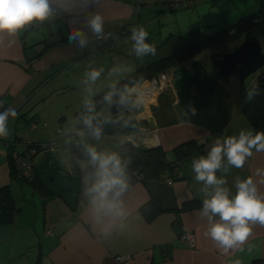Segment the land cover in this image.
Wrapping results in <instances>:
<instances>
[{"label":"crops","instance_id":"obj_1","mask_svg":"<svg viewBox=\"0 0 264 264\" xmlns=\"http://www.w3.org/2000/svg\"><path fill=\"white\" fill-rule=\"evenodd\" d=\"M185 1L187 5L191 4L190 8L195 17L197 16L194 23L197 22L204 28L200 30L203 33L214 32L232 24L256 7L254 0ZM154 6L153 3L144 4L137 0L132 2L131 0H95L89 10L104 16L106 31L113 33L116 38L101 42L93 40L83 50H78L75 43L69 45L67 35L70 27L83 26L86 0H79L73 6L72 12L79 13L78 15L65 13L54 21L36 24L27 29L46 25L45 32L40 37H27V30L17 36L0 34V105H2L0 111L9 107L14 108L18 113L17 117L20 118L29 111L25 124L29 130H35L36 120L40 119V109H31L27 106L31 103L44 102L46 99L51 102V96L58 91L70 90V94L76 92L73 91L75 86L84 84L82 79L86 66L100 68L106 63L101 56L96 60L99 54L103 55L105 51L111 49L119 52L116 56H121L118 60H121L125 66L119 69L120 74L105 75L113 78L150 62L153 58L146 57L139 61L135 55L130 59L120 55L122 50L119 47H123V37H117L126 33L124 29L129 24L141 25L139 22L141 9H145L150 16L154 15L152 18L161 15V9H154ZM178 29L173 35L182 36V33H178ZM171 34L158 32L157 38L165 40ZM52 40H54L53 44L44 47L46 42ZM125 40H128V36ZM241 40L242 38L237 39V42ZM148 42L152 43L149 39ZM174 42L175 39L171 44ZM173 47L169 46L167 50ZM124 52L131 53L130 50ZM93 54L95 58L83 61ZM162 54L161 50L155 57H160ZM111 56L113 61L116 56H113V53ZM54 67L57 71H63L56 79L53 78V74L56 73L52 69ZM254 80L255 74L247 81L243 79L242 83L231 77L218 79L210 92L212 104L195 110V114L178 105L177 96L170 88L162 90L154 97L146 96L145 93L147 98L145 97L143 110L135 114V128L116 133V136L102 135L99 140L94 139L88 130L81 132L79 138L82 144L84 146L93 144L100 151L119 152L122 149V141L127 139L135 146L160 145L166 158L171 157L170 150L178 143L189 139L196 143L179 161L180 178L154 177L148 166L138 172L129 169L131 182L125 201L130 215L126 227L117 230L108 238L98 236L91 220L89 202L84 189L85 170L81 167L86 160L73 157L67 148L59 143L58 145L71 156V164L68 165L66 162L65 168L72 175L78 174L81 179L74 207H68L57 195L39 192L29 183L30 187L27 189H22V185H18L22 193L20 195L22 199L18 204L22 202L26 207L29 206V217L32 214L33 217L23 226L25 235H15L18 215L23 209L21 205L20 210L14 212L19 206H15L13 185L7 184L11 197L10 205L14 208L4 209L0 205V250L3 251L0 253V264H32V257L36 255L37 247L41 251L40 264H237V261L239 264H264V225L257 224L253 227L252 235L244 245L243 251L230 250L224 253L205 235L208 225L200 217L204 198L200 191L202 185L194 179L191 169L193 158L206 155L215 138L223 139L224 136L236 135L241 129L254 131L242 110L247 100L246 92L252 88ZM136 82L143 90L142 86L146 80ZM91 93L86 87H81L77 100L75 101V97L70 101L71 106L76 110ZM83 95L86 96L81 98ZM66 99L60 101L61 105L58 103L53 105L56 106L57 113L63 117L66 116L65 103L69 102L70 98ZM146 99L152 100L146 101ZM102 108L101 105L98 111ZM116 114L112 117L115 118ZM125 115L128 113L125 112ZM149 116L152 117L153 127L147 121ZM40 117L42 118L41 115ZM76 119L75 117V122H70L74 123L73 127L70 126L69 131L63 135L73 131ZM32 121L33 127L30 125ZM11 125L14 129L12 136L9 134L7 138H0L2 181H5L7 176L10 180L14 179L9 176L8 165V153L12 148L22 151L30 141H55L39 131L29 133L21 129L15 134L16 121L10 118L9 130ZM142 136L144 142L139 141ZM38 156L39 154L35 155V161ZM217 175L225 176L227 186L233 192L237 177L251 176L260 192L264 193V182H262L264 152L254 151L242 168H230L226 175L222 172H218ZM28 195L30 199L27 200ZM144 204L147 205L143 208ZM184 231L193 233L195 240L193 246H188L184 241L182 237ZM2 245L4 248L1 247ZM117 256L124 257L118 259Z\"/></svg>","mask_w":264,"mask_h":264},{"label":"clouds","instance_id":"obj_2","mask_svg":"<svg viewBox=\"0 0 264 264\" xmlns=\"http://www.w3.org/2000/svg\"><path fill=\"white\" fill-rule=\"evenodd\" d=\"M77 2L79 0H0V34L17 36L31 26L54 21L65 13L78 15L72 12ZM94 3L95 0H86L83 26H72L68 32V44L75 43L78 50H83L93 40L101 42L116 38L113 33L106 31L104 16L89 10ZM148 37L149 32L143 26L131 28V53L137 58L156 54V46L148 42ZM113 70L119 71L118 68ZM103 72V67L85 71L82 83L89 93V86L94 85ZM118 83L110 84L109 91L103 97L106 105H117V115L115 118L107 116L104 122L122 121V127L135 128V114L143 110L145 93L136 81L125 83L119 88ZM257 94L254 87L246 92V99L251 101ZM84 104L85 110L78 119L90 135L99 140L103 132V125L98 122L101 113L91 100L86 99ZM190 110L195 114L194 108ZM17 116V111L11 107L0 111V138L9 136V120ZM254 151L264 152V131L241 129L236 135L216 138L206 155L193 158L191 162L194 179L202 185L200 191L204 198L200 217L208 225L205 235L224 253L230 250L243 251L253 227L264 225V193L260 192L254 179L251 176L237 177L233 192L227 186L225 176L217 175L218 172L226 175L230 168H242ZM84 152L87 156L85 165L92 166L91 174L86 177L91 220L98 236L108 238L126 227L130 215L125 197L131 182V159L115 151H100L93 144H86Z\"/></svg>","mask_w":264,"mask_h":264},{"label":"trees","instance_id":"obj_3","mask_svg":"<svg viewBox=\"0 0 264 264\" xmlns=\"http://www.w3.org/2000/svg\"><path fill=\"white\" fill-rule=\"evenodd\" d=\"M256 7L250 13L239 17L232 24L227 25L226 27L219 28L212 33H202L196 30L189 29L188 34H184L182 37L183 45L176 51L174 54L170 56L158 57L157 59L151 60L145 65L138 66L131 70L130 72L124 74L121 78L116 80L115 82H119L117 87L123 86L125 83L130 81H141L151 75L158 73L159 71L165 69L173 57H179L183 55H191L198 52L201 48L205 46H215L217 48H223V51L232 49L237 44V39L246 28L253 29L256 31L255 36L259 40V43L264 46V0H254ZM187 3V1H185ZM178 5V4H177ZM175 6L171 3L170 8L173 9ZM191 30V31H190ZM246 31V30H245ZM191 33L197 34L194 37H191ZM236 39V40H235ZM54 43V40L48 41L45 43L44 47L49 46ZM39 52L37 53V55ZM114 83V82H113ZM256 88L258 94L254 97L253 100H246L242 106L243 113L247 118L248 122L254 129L264 131V68L258 70L255 74V80L252 84V88ZM251 88V89H252ZM109 91V86L103 88L87 100H91L95 103L96 109L98 110L100 106L104 103L103 97L106 92ZM85 110L84 102L75 110V116L77 118V122L75 124V128L73 131L69 132L66 135H62L58 140L54 142L59 144L61 143L63 146L67 148L70 154L73 157L82 158L87 160V156L84 152V145L82 144L78 134L75 133L77 129H81L82 131H87V129L83 126L82 122L79 121L78 117L80 113ZM117 115V114H116ZM115 115V116H116ZM33 122V121H32ZM122 121L118 123L117 133H122L125 131H130L132 128H124L122 127ZM29 143L36 144L39 142L30 141ZM28 143V144H29ZM194 140H186L178 143L173 146L170 150L171 157L166 158L164 150L160 145H151V146H135L129 140L124 139L122 141V149L118 153L121 156L130 158L131 164L129 169L135 172L140 171L143 167L148 166L154 177L163 178L164 176H169L172 179L180 178L179 175H175L172 173L174 169L179 170V161L181 158L189 152L191 148L195 146ZM13 149V148H12ZM11 149V150H12ZM10 150V151H11ZM16 150V149H15ZM10 151L8 153V165H9V176L11 178L16 179L15 171L13 168V162L11 160ZM27 151L24 149L23 152ZM35 155H33V162L35 163ZM181 174V173H180ZM18 179V178H17ZM21 180V179H20ZM23 181H27L32 188H35L41 193L49 194L47 190H45L39 183L35 172H33V176L30 180L22 179ZM8 192V185L3 184L0 186V205L5 209L6 207H11V200ZM152 200V198H151ZM3 202V204L1 203ZM150 200L147 201L149 203ZM147 204H144L142 207ZM11 208H14L13 206ZM41 251L40 248L37 247L36 255L32 264H40Z\"/></svg>","mask_w":264,"mask_h":264},{"label":"rangeland","instance_id":"obj_4","mask_svg":"<svg viewBox=\"0 0 264 264\" xmlns=\"http://www.w3.org/2000/svg\"><path fill=\"white\" fill-rule=\"evenodd\" d=\"M132 1L133 0H131V2ZM137 1L138 2L142 1V2H144V4L145 3H153L155 5L154 9L160 8L162 11L161 15L156 16L157 19L155 17L152 18L154 15L153 16L148 15L146 13L145 9H141V11H140V21H139L141 23L140 26H143L149 32L148 39L156 46V54H157V52H159L161 50L164 51L165 49H168L167 46L174 39L177 41V37L173 34L177 33L176 30L178 28H179L178 33H182V35L188 34L189 29L196 30L198 32H202L200 30H204V28L202 26H199V24L197 22L194 23V20L197 18V16L195 17L194 12H192V8H190V7H192L191 4L187 5L185 3V0H137ZM171 3H177L178 5H176L173 9H171L170 8ZM191 21H193V22H191ZM198 22H200V20ZM189 25L191 27H189ZM133 26H137V25L135 23L129 24L124 29L126 31V33L121 34L117 37V38L123 37V40H122L123 41V44H122L123 47H119L122 50L120 52V55H123L124 57H128V59H130V57L131 58L134 57V54H132V53L125 54V52H124V50L125 51L126 50L131 51V41H130L129 37L131 34V28ZM224 27H226V26H224ZM45 29H46V25L45 26L39 25L33 29L27 30L26 36L27 37H30V36L40 37L44 34ZM245 30L242 31V33L240 34L238 39H241V38L244 39L250 35L256 34V31L251 29V28L250 29L246 28ZM158 32H165L166 34H168V33H172V34L170 35V37H167V38H169L168 40H166V39L161 40V39L157 38ZM196 35L197 34L191 33V37H194ZM126 36H128V40H125ZM27 37H26V39H27ZM119 42H121V41L119 40ZM239 42L240 41H238L237 43H239ZM119 45H120V43H119ZM98 46H100V45H98ZM222 49L223 48H217L215 46H209L208 45V46L201 48L198 52H196L194 57L199 59V60H204L206 62L212 63L223 52H225V51L222 52ZM262 49L264 50V46H262ZM92 50H95V49H92ZM114 50L115 49L107 50L104 52L103 55L99 54L97 56L96 60H98L102 57L103 59L106 60V63H104V65L102 66L104 68V72L101 74L100 79L94 85L89 86L91 88V91H92L90 96H93L101 88L115 82L116 80H118L119 78H121L124 75L123 74L122 76H119L117 78L116 77L113 78L111 76H109V77L105 76V75H110V74H112V75L120 74V71H114L113 69L114 68L120 69L121 67L125 66L121 62V60H118L121 56L120 57L116 56V55H118L119 52L117 53ZM226 51H228V50H226ZM112 53H113V56H116L113 58V61L111 60L112 59V56H111ZM156 54L145 56L143 58H146V57L149 58L150 57V58L154 59V58H156L155 57ZM93 58H95V54H93V56H87L85 58V60H83V61H88V60L93 59ZM103 59H101V60H103ZM137 60H138V58H137ZM140 60H142V59L139 58V61ZM93 67L99 68L96 66H91V67L86 66L84 69L89 70L90 68H93ZM52 69H54L56 71V73L53 74L54 76L52 75L54 79L59 77L61 72L63 73L62 70L57 71L56 67H54ZM253 74H256V72ZM253 74H249L248 76H246L244 78L245 81H247L249 79V77L252 76ZM63 77L64 76H62V78ZM54 79H53V81H54ZM83 86L86 87L85 84L76 85L74 90H73L76 92H73L71 94L69 93L70 90H68V91L66 90L64 92L58 91L51 96V98H50L52 100L51 102H48V99H46L44 102H36V103L29 104L27 107H30L31 109L32 108L40 109L39 114L42 116V118L39 115L40 121L36 120L37 128L35 130H32V129L29 130L27 128V125L25 124L27 117H29V115H28L29 111L24 116H22V118L16 117L14 119L16 121V133L15 134H17V131L21 130V129L25 132L28 131L29 133H32V132L35 133V132L39 131L42 134L51 137V139H53V140H58L60 135H63L69 131L68 129L70 128V126L73 127L74 123H70V122H72V121L75 122L76 116L74 117L75 108H73L71 106L70 101H72V98H75V97H76L75 101L77 100L79 90ZM96 88H100V89H96ZM84 96H86V95H83L81 98H83ZM68 97L70 98L69 102L65 101L66 102L65 103L66 104L65 105L66 116L63 117L60 113H57L56 106H53V105H55L56 103L61 105L60 101H62L63 98L68 99ZM89 97H87V98H89ZM212 101L213 100L211 98V93H210L208 102L199 109H203L207 106L209 107L212 104ZM105 105H106L105 103L102 104L103 108L105 107ZM73 112H74V114H73ZM57 129H59V132L56 131ZM9 131H10V135L12 136V134L14 133V129L12 128V125H11ZM114 136H116V135H114ZM55 152H56V156L60 159V161L62 163L67 162L68 165L71 164L70 154L67 153L66 150H63V148H61V146ZM38 158H39V156H38ZM7 177H6L5 181H2L3 180L2 179L3 178V172L0 171V186L3 184H6V185L12 184L13 185V190H14L13 194H14V198H15V206H19V209L15 210L14 212L19 211L21 208V205H22L23 210L21 211V214L18 215L19 220H18V224H17V229H14V233H15V235H18V236H24L26 232H25V228H23V226H25L26 224H28L31 221L33 214L29 217V208H28L29 206L26 207L25 205L22 204V202H21V204H18L20 199H22L20 196L22 193H21L20 189H18V185H22V189H27L30 186H29L28 182H26V181H23V180L20 181V180H15V179L10 180L9 177L8 178ZM26 199L27 200L30 199L29 195H28V198H26ZM27 202L31 203L29 201H27ZM23 206H24V208H23ZM14 237H17V236H14ZM1 247L4 248L3 245ZM0 253H3V251L0 250ZM34 258H35V255H34ZM34 258L32 257V262H33Z\"/></svg>","mask_w":264,"mask_h":264},{"label":"water","instance_id":"obj_5","mask_svg":"<svg viewBox=\"0 0 264 264\" xmlns=\"http://www.w3.org/2000/svg\"><path fill=\"white\" fill-rule=\"evenodd\" d=\"M176 37L177 41L172 44L170 42L167 46L174 47L171 50L162 51L163 54L160 57L170 56L182 47V37ZM194 55L173 57L165 68L169 73L167 88L175 92L178 105L185 110L191 108L197 110L204 106L218 79L231 77L242 83L246 76L264 68V51L255 35L242 39L212 63L199 60ZM99 112L101 116L98 122L103 125L102 135L114 136L118 130V123H105L104 120L107 116L117 113V105H105ZM147 121L153 127L151 116ZM139 141L144 142L143 136L139 138ZM59 147L56 143L52 149L38 151L36 154H39V158L35 161L33 168L40 185L49 193L59 196L68 207L73 208L81 179L78 174L72 175L65 168V163L56 156L55 151ZM81 167L85 170L84 189L86 190L88 183L86 177L91 174L92 166L85 165L84 162Z\"/></svg>","mask_w":264,"mask_h":264},{"label":"built area","instance_id":"obj_6","mask_svg":"<svg viewBox=\"0 0 264 264\" xmlns=\"http://www.w3.org/2000/svg\"><path fill=\"white\" fill-rule=\"evenodd\" d=\"M172 4L173 6L177 5V3ZM168 79L169 73L166 69H163L158 73L145 78L144 80H146L147 85L145 86V88H143L144 93H146L147 96L151 95L154 97L156 94L166 89V87L168 86ZM30 125L31 127H33L34 123L31 122ZM57 132H59V130H57ZM81 132V129H77L75 131V133L78 135H80ZM215 139L213 140V142L215 141ZM55 144L56 143L54 142H39L36 144L29 143L26 144L25 149H27V151H23L22 153L18 152V150L12 149L10 151V156L13 162L15 176L21 180H30L34 172L33 155H36V153L40 150L52 149ZM172 173L175 175H180V171L177 169H174ZM167 179H170V177L168 176ZM182 237L188 246L191 247L194 245V235L191 231H184L182 233ZM123 257L124 256H117L116 258L122 259Z\"/></svg>","mask_w":264,"mask_h":264},{"label":"bare ground","instance_id":"obj_7","mask_svg":"<svg viewBox=\"0 0 264 264\" xmlns=\"http://www.w3.org/2000/svg\"><path fill=\"white\" fill-rule=\"evenodd\" d=\"M146 85H147V83L144 82L142 87L145 88ZM146 96H147V95H146ZM146 96H145V97H146ZM146 98H147V97H146ZM150 100H152V99H146V101H150Z\"/></svg>","mask_w":264,"mask_h":264}]
</instances>
